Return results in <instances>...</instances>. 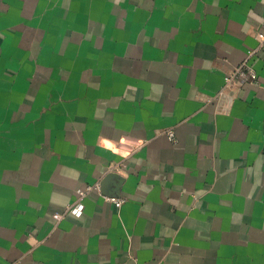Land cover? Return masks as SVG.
I'll return each mask as SVG.
<instances>
[{"label":"crops","instance_id":"obj_1","mask_svg":"<svg viewBox=\"0 0 264 264\" xmlns=\"http://www.w3.org/2000/svg\"><path fill=\"white\" fill-rule=\"evenodd\" d=\"M263 21L264 0H0V264H264ZM247 58L258 82L220 97Z\"/></svg>","mask_w":264,"mask_h":264},{"label":"built area","instance_id":"obj_2","mask_svg":"<svg viewBox=\"0 0 264 264\" xmlns=\"http://www.w3.org/2000/svg\"><path fill=\"white\" fill-rule=\"evenodd\" d=\"M257 37L262 44H264V21L261 23V27L258 31ZM259 80V74L255 67L249 62L248 58L241 64L234 65L225 76V84L222 90L219 92V96H224L227 91L234 86H243L247 83H255ZM169 136L174 140L176 135L173 131L169 132ZM93 192H102V186L100 182L86 183L77 188V198L70 202L64 214H56L57 217L61 218L65 215L77 216L75 213L80 212V215L84 208L83 200L89 194ZM105 199L115 203L118 207H121L126 201L125 198L105 196Z\"/></svg>","mask_w":264,"mask_h":264},{"label":"clouds","instance_id":"obj_3","mask_svg":"<svg viewBox=\"0 0 264 264\" xmlns=\"http://www.w3.org/2000/svg\"><path fill=\"white\" fill-rule=\"evenodd\" d=\"M75 214H76L77 216H79V215H80V212H79V211H77Z\"/></svg>","mask_w":264,"mask_h":264}]
</instances>
